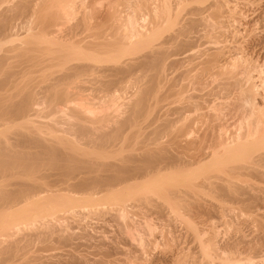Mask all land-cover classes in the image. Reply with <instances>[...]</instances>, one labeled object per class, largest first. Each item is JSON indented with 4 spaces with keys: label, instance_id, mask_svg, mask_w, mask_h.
Wrapping results in <instances>:
<instances>
[{
    "label": "bare ground",
    "instance_id": "obj_1",
    "mask_svg": "<svg viewBox=\"0 0 264 264\" xmlns=\"http://www.w3.org/2000/svg\"><path fill=\"white\" fill-rule=\"evenodd\" d=\"M230 1L0 0V264H144L151 215L182 225L193 264H264L263 210L226 255L193 220L264 203V6L225 50ZM192 42L220 46L182 58Z\"/></svg>",
    "mask_w": 264,
    "mask_h": 264
},
{
    "label": "rangeland",
    "instance_id": "obj_2",
    "mask_svg": "<svg viewBox=\"0 0 264 264\" xmlns=\"http://www.w3.org/2000/svg\"><path fill=\"white\" fill-rule=\"evenodd\" d=\"M228 1V0H227ZM235 1V2H234ZM233 2H234V4H233ZM234 5L233 7H235L234 9H235V11L234 12H237V13H234V14H232V13H230L229 15H230V17H229V15H227V12H229V11H226V15H224V17H223V20H221V24H224L223 26H221V28H220V30L222 29V32L221 33H224V34H221L222 35V37H220V39H218V40H221V42H219L220 43V45L222 46V48H223V44L225 45L224 46V49H225V47L227 46L228 48H230V45H232V46H234V45H236L235 43H236V40L235 39H237V43H238V41H242L241 39L243 38L242 36H244V38L246 39L247 37H245V35L247 34V32H245L246 31V27H245V29H244V26H246V24H245V21H250L249 23H250V26H251V24L252 25H254V26H252L253 28L255 27V28H257L258 26H260V23H262V21L260 22V21H258V23L256 22L257 20H256V18H258V20H259V18H261L260 16L261 15H259V13L261 14V12L260 11H262L261 10V8L264 6V0H231L229 3H228V5L230 6V5ZM231 5V6H232ZM263 5V6H262ZM262 9H264V7L262 8ZM223 13H225V11L223 12ZM228 16V17H227ZM233 16H234V18H233ZM240 16V17H239ZM237 17V18H236ZM236 18V19H235ZM220 19H222V18H220ZM243 19V20H242ZM225 20V21H224ZM228 20V21H227ZM253 21V22H252ZM224 22V23H223ZM255 22H256V24H255ZM257 24H258V26H257ZM226 25V26H225ZM263 28H262V27ZM261 29L263 30L264 29V26L261 24ZM238 27V28H237ZM254 28V29H255ZM259 28V27H258ZM258 28H257V30H256V32L258 33ZM241 29V30H240ZM224 30V31H223ZM238 30V31H237ZM262 30H260L261 32H264V30L262 31ZM231 32V33H230ZM230 33V34H229ZM244 33H246V34H244ZM244 34V35H243ZM232 36V37H231ZM236 36V37H235ZM240 37H241V39H240ZM233 38V39H232ZM239 39V40H238ZM235 40V41H234ZM202 43V44H201ZM218 43V42H217ZM198 44V45H197ZM197 44H196V42H192V44H191V46L190 45H188V49H187V52H184L185 54H183L182 53V58H183V56L185 55L186 56V54H188L187 56L189 57V55H190V53H191V55H193V53L195 54V52L197 53L198 52V54H199V51L202 49H204V48H206L207 46H209V45H211V44H213V43H205L207 46H205V44H203V42H200V43H198L197 42ZM209 44V45H208ZM192 45H194L193 47H192ZM218 46L219 44H213V46ZM219 45V46H220ZM199 46V47H198ZM205 46V47H204ZM228 48H226L227 50H228ZM263 48V51H264V47H262ZM190 49V50H189ZM225 49V50H226ZM232 49V48H231ZM230 49V50H231ZM193 50V51H192ZM201 50V51H202ZM262 50V49H261ZM260 50V54L261 55H264L263 53H262V51ZM195 51V52H194ZM198 54H195V55H198ZM195 55H193V56H195ZM185 56H184V58H185ZM264 60L263 59V57H259L258 59H256L255 61H256V63L259 61V62H261V63H257V65L258 66H260V64H261V68H262V65L264 64V61H263V64H262V60ZM189 59V58H188ZM188 59L186 58L185 59V61H186V64L184 65V66H186L187 65V62H188ZM195 60V59H194ZM258 60V61H257ZM184 61V60H183ZM185 61L183 62V64L185 63ZM192 62H194V61H192ZM191 62V63H192ZM182 64V65H183ZM179 68H182V66L181 67H179ZM260 68V69H261ZM264 68V67H263ZM261 72L260 73H262V70H260ZM171 75V74H170ZM171 76H174V75H171ZM258 78V77H257ZM255 80H257L256 79V77H255ZM211 84V83H210ZM209 83L207 84V85H209V87H213L214 86V83H213V85H210ZM205 88H207V90L206 89H203V91L204 90H206L207 91V93H205V94H208V93H210L211 92V89H208V86L207 87H205ZM215 89V88H214ZM208 90L210 91V92H208ZM202 91V93H204V92H206V91H204L203 92ZM214 91V90H213ZM212 91V94L210 93V96L208 95H206L207 97H206V99H205V101H203V103H204V105L206 104V101H209L210 100V98L213 100L214 98H218L219 97V95L217 96L214 92ZM217 91V90H216ZM215 91V92H216ZM194 92V91H193ZM196 92V91H195ZM218 92H221V91H218ZM217 92V93H218ZM223 92H221L220 93V96L221 95H223L222 94ZM219 94V93H218ZM213 95H215L216 97H214ZM205 96V95H204ZM214 97V98H213ZM203 98H205V97H203ZM207 98H209V100L207 99ZM219 98H220V100H219ZM218 99H216V100H219L220 102L222 101H224V99H221L222 97H219ZM228 99V98H227ZM212 100H210V101H212ZM225 100H226V98H225ZM229 100V99H228ZM212 102H214V103H217V101H212ZM209 104H210V102H208ZM207 103V104H208ZM156 111V110H155ZM155 111H153V112H155ZM154 114V113H153ZM137 141H138V143H139V139H136ZM137 141H136V143H137ZM262 204H264V203H262ZM262 204H260V206H257L258 207V211H256L257 210V207L254 209H252L251 211H249V214H248V212H239L238 210L236 211L235 209H233V211H231V210H229L228 211V215H227V211H226V214L225 213H223V214H220V215H222V216H216V215H219V214H216V213H211V215H210V219L209 218H207L208 216H203L202 218H203V223H202V218H200V217H195L193 220L195 221V223L194 224H197L196 226H197V228L198 227H202V228H200V230L202 229L204 232L206 231V230H204V229H206L207 228V230L210 228L211 229V227H213L214 228V233H216V237H217V247L218 246H222L223 244H224V242H231V241H233L234 239L233 238H235L236 239V237H237V235L239 236H241L242 234H245L246 235V237H247V239H250V234H252L253 232L251 231L250 232V230H255V228L257 227V220H255L256 221V223H253V222H255V221H253L252 220V218L251 217H254V214L255 213H257V214H260L262 211H260V210H263L264 211V205H262ZM263 208H262V207ZM130 207V208H129ZM129 207H126L125 209L126 210H128V209H130V212L131 211H134L135 212V209H134V207L133 208H131V206H129ZM259 207H261V208H259ZM131 209H134V210H131ZM85 210L86 209H84L83 211L85 212ZM240 210V209H239ZM255 212H254V211ZM236 211V212H235ZM96 212H98V211H96ZM232 212V213H231ZM234 212H235V214H234ZM239 212V214H237ZM251 212H253L252 214H251ZM260 212V213H259ZM127 213H129V212H127ZM136 213L137 212H135V213H131V214H133L132 216L133 217H135V219H139V218H141V213L139 214V215H136ZM245 213V214H244ZM91 214V213H90ZM93 214V213H92ZM95 214H97L98 215V213H94V215ZM135 214V215H134ZM138 214V213H137ZM212 214H215L214 216L212 215ZM237 214V215H236ZM242 214V215H241ZM249 216H248V215ZM92 215L93 216V219L91 218L92 216L90 215L89 216V218H88V216H87V220H86V217H85V219L84 220H86V221H83L84 222V224H87L88 226L86 227V225H85V229L87 228H89L90 229V226H92L91 227V229L92 228H94L95 230H100L99 232H102V234H104V235H111V234H109V232L110 233H112V230L114 231V229H115V227H114V225L116 224L115 223V221H113V220H111L110 219V217H109V219H107V217L109 216L108 214H106L105 215V217H106V219H107V221H106V219H105V226H103L104 224V216H102V217H100V218H103L102 219V221L100 220V218L98 217L97 218V215ZM127 215H129V214H127ZM234 215H236V217L234 216ZM101 216V215H100ZM130 216V215H129ZM140 216V217H139ZM157 216V215H156ZM155 215H154V217L151 215L150 216V218H148L149 219V221L150 222H152L151 224L154 226V228L152 229L153 230V232L151 231V234L153 235V233L155 234L156 233V235H150L149 234V236H150V238H149V236H147V234H145V235H143L144 237H145V242H146V244H145V247L146 246H149V247H147V248H145L146 250H147V252L145 253V254H147V253H149V254H147V255H145V259H146V261L144 262V264H179V263H177L178 262V260L176 259V258H178L179 256L180 257H183L184 259H186L185 260V262L187 261V260H189L190 262H188L189 264L190 263H192V259H191V257H193V260L195 259V257L194 256H196V259H198V258H200V251L198 250V248H197V245H196V242L193 240V242H192V240H191V236L190 235H186L185 233H186V231H185V229L182 227V225L181 224H179V222H175V223H173V224H171L172 222H170V224L167 222V219H166V217H165V220H164V217H156ZM240 216H242V217H240ZM205 217V218H204ZM219 217V218H218ZM240 217V218H239ZM250 217V218H249ZM91 218V219H90ZM151 218H152V220H151ZM158 220H157V219ZM199 218V219H198ZM206 218H207V220H206ZM246 218V219H245ZM258 218V217H257ZM256 218V219H257ZM153 219H156V220H153ZM196 219V220H195ZM243 219V220H242ZM249 221H248V220ZM259 219V218H258ZM199 220V221H198ZM241 220V221H240ZM245 220V221H244ZM90 221V222H89ZM110 221V222H109ZM113 223H112V222ZM166 221V222H165ZM157 222V223H156ZM159 222V223H158ZM162 222H164V223H162ZM198 222H201V223H198ZM239 222H241V223H239ZM110 224L111 226H113V227H111L110 225L109 226H106V225H108V224ZM155 223V224H154ZM213 223V224H212ZM238 223L240 224V225H238ZM163 224V225H162ZM174 224H177V226H174ZM199 224V225H198ZM208 224V225H207ZM244 224V225H243ZM250 224H252L251 226H250ZM95 225V226H94ZM100 225H101V228H100ZM158 225V226H157ZM166 225V226H165ZM210 225H211V227H210ZM96 226H98V229L96 228ZM158 228H157V227ZM162 226V227H161ZM172 226V227H171ZM209 226V227H208ZM239 226V227H238ZM244 226V227H243ZM109 227V228H108ZM156 227V228H155ZM164 227V228H163ZM174 227V228H173ZM203 227H204V229H203ZM234 227H235V229H234ZM239 228V230H238V228ZM105 228V229H104ZM176 228V229H175ZM178 228V229H177ZM233 229V231H232V229ZM87 230V231H90V230ZM101 229H102V231H101ZM104 229V230H103ZM110 229V230H109ZM169 229V230H168ZM171 229V230H170ZM182 229V230H181ZM183 229H184V231H183ZM209 229V230H210ZM240 229H243L242 231L240 230ZM107 230H109V232H107ZM167 230V231H166ZM180 230V231H179ZM217 230V231H216ZM237 230H238V232H237ZM103 231H105V232H103ZM230 231V232H229ZM234 231H236V232H234ZM246 231V232H245ZM91 233L93 232H95L94 230L93 231H90ZM98 231H96V233H97ZM106 232L108 233V234H106ZM160 232V233H159ZM168 232V234H169V232H170V234L169 235H167L166 233ZM181 232V233H180ZM183 232V233H182ZM212 232H213V229H211V231H210V233L212 234ZM240 232V233H239ZM245 232V233H244ZM207 233H208V231H207ZM234 234V235H232V234ZM247 233V234H246ZM161 234V235H160ZM162 234H164V236L162 235ZM177 234H179L178 236H177ZM188 234V233H187ZM205 234V233H204ZM166 235L167 236H172L173 238H169V237H167L166 238ZM180 235H182V236H180ZM185 235V236H184ZM206 235V234H205ZM208 235H210L209 233H208ZM207 235V236H208ZM231 235V236H230ZM247 235H249V236H247ZM158 236H160V237H158ZM177 236V237H176ZM206 236V237H207ZM226 236V237H225ZM148 237V238H147ZM151 237H153V238H151ZM164 237V239H165V241H167V242H164V240L162 239V238ZM176 239H175V238ZM183 237H185V238H183ZM189 237V238H188ZM223 239H222V238ZM228 237V238H227ZM246 237H245V239H246ZM249 237V238H248ZM178 238L180 239L179 241H178ZM183 238V239H182ZM204 238H205V236H204ZM230 238H232L233 240H231L230 241ZM150 240V241H152V242H150V244H149V241L148 240ZM154 241H153V240ZM163 241H162V240ZM167 239V240H166ZM168 239H170V240H168ZM157 240V241H156ZM182 240V241H181ZM185 240V241H184ZM188 242H187V241ZM191 240V241H190ZM229 240V241H228ZM148 241V242H147ZM160 241V242H159ZM172 241V242H171ZM175 241V242H174ZM184 241V242H183ZM154 242H156V243H154ZM159 242V243H158ZM162 242V243H161ZM163 242H164V244H167V243H170L171 245L173 244L174 245V247H173V245L171 246V245H168V246H170V247H168V248H171L172 247V249H168L167 247H164L165 245L163 244ZM179 242V243H178ZM187 244H186V243ZM223 244H222V243ZM151 243H154V244H151ZM177 243V244H176ZM182 245H181V244ZM190 243H192V244H190ZM222 245H221V244ZM163 246H161V245ZM176 244V245H175ZM188 244H189V246H188ZM151 245H153V246H151ZM156 245V246H155ZM159 245V246H158ZM178 245H179V247H178ZM241 245V246H240ZM182 246V247H181ZM187 246V247H186ZM225 246V245H224ZM243 245L242 244H239L238 245V248H242V249H240V251H237V250H239V249H237L236 250V252H234L233 250H231V252H232V254L234 253V255L233 256H235V258H236V256L237 257H243L244 256V258H245V256L246 257H251V260L253 261V260H255V261H258V260H261L262 259V257L264 258V256H262V257H258V256H255V257H252V255L254 256L255 254H256V249L255 250H253L254 248H243L242 247ZM188 248V249H186V248ZM191 249H190V248ZM194 247H196V248H194ZM216 247V246H215ZM180 248H182V249H180ZM184 248H185V250H184ZM222 248H223V250H222ZM149 249V250H148ZM168 249V250H167ZM177 249V250H176ZM230 249V248H229ZM178 250H182V251H180L181 252V254L180 255H178L177 257H176V255H177V253L179 252ZM189 250L191 251V253L189 252ZM193 250V251H192ZM197 250V251H196ZM217 250H218V254H222V251L223 252H225L226 251V248H224L223 246L221 247V252H220V248H217ZM245 250V251H244ZM253 250V251H252ZM168 251V252H167ZM169 251H174V252H170L169 253ZM188 251V252H187ZM199 251V252H198ZM213 251V250H212ZM212 251H211V254H214V255H216L217 254V251H216V254H215V252L214 253H212ZM243 251L245 252V255H244V253H243ZM247 251V252H246ZM251 252V253H249V252ZM256 251V252H255ZM161 252V253H160ZM177 252V253H176ZM183 252H184V254H183ZM229 252H230V250H228L227 249V252H225V253H223L224 255H226V254H229ZM255 254H254V253ZM169 253V254H168ZM185 253L186 254H188V255H185ZM197 253V254H196ZM237 253V254H236ZM243 253V254H242ZM173 254V255H172ZM193 254V255H192ZM194 254H196V255H194ZM232 254H231V256H232ZM148 255H149V257H148ZM185 255V256H184ZM223 255V256H224ZM240 255V256H239ZM249 255V256H248ZM146 256H147V258H146ZM169 256V257H168ZM175 256V258H173ZM171 257H172V259H171ZM240 257V258H241ZM255 258V259H254ZM258 258V259H257ZM260 258V259H259ZM165 259V260H164ZM174 259V260H173ZM177 260V262H176V260ZM179 260H180V262L182 261V260H184V259H180V258H178ZM195 259V260H196ZM257 259V260H256ZM170 260V261H169ZM194 260V261H195ZM200 260H201V258H200ZM200 260L198 261V262H200ZM165 261V262H164ZM197 261H196V263L194 262V264H197ZM213 261H215L217 264H219L220 262H221V264H223L222 263V261L219 259V258H217V257H215L214 258V260ZM171 262V263H170ZM183 262V261H182ZM202 262V261H201ZM215 262H212V264H216ZM187 263V264H188ZM243 263V262H242ZM241 263V264H242ZM246 262H244L243 264H245ZM193 264V263H192ZM246 264H250V263H246ZM252 264V263H251Z\"/></svg>",
    "mask_w": 264,
    "mask_h": 264
}]
</instances>
